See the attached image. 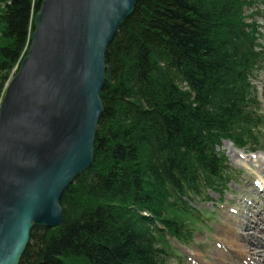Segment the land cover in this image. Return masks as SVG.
Masks as SVG:
<instances>
[{
	"label": "trees",
	"instance_id": "trees-1",
	"mask_svg": "<svg viewBox=\"0 0 264 264\" xmlns=\"http://www.w3.org/2000/svg\"><path fill=\"white\" fill-rule=\"evenodd\" d=\"M40 2L0 0V102ZM259 3L136 2L105 53L91 166L62 193L61 223L32 227L19 264H172L170 240L194 239L193 199L231 181L221 142L261 148L263 33L259 10L244 15Z\"/></svg>",
	"mask_w": 264,
	"mask_h": 264
},
{
	"label": "water",
	"instance_id": "water-1",
	"mask_svg": "<svg viewBox=\"0 0 264 264\" xmlns=\"http://www.w3.org/2000/svg\"><path fill=\"white\" fill-rule=\"evenodd\" d=\"M137 1L41 0L0 102V264H19L33 226L61 223L62 193L91 166L105 53Z\"/></svg>",
	"mask_w": 264,
	"mask_h": 264
},
{
	"label": "rangeland",
	"instance_id": "rangeland-1",
	"mask_svg": "<svg viewBox=\"0 0 264 264\" xmlns=\"http://www.w3.org/2000/svg\"><path fill=\"white\" fill-rule=\"evenodd\" d=\"M260 9L264 13V7ZM259 23H263V20H259ZM262 32L264 41V31ZM253 85L257 90L258 106L264 115V70L258 72V78ZM262 133L261 150L254 152L238 148L228 140L221 142L217 149L222 151L228 160L231 181L226 186V190L218 193L210 191L208 193L210 201L202 202L200 199H193L191 203L199 210L197 221L193 222L194 239L184 245L170 240L172 244L170 250L175 252V255L170 258L172 264H213L214 254L227 253L224 247L226 245L219 242L218 236L221 228L231 229L229 226L231 222L238 227H234L233 230L240 238L243 237V243L246 242L247 237L253 236V239H259L261 234L259 230L264 225V222L259 219V216L264 218V198L261 197L264 194V181L260 183L258 178L262 173L261 168L264 167V126ZM237 150H241L242 156H236ZM250 174L254 176L256 183L261 184L262 190L259 186H254L256 189L253 190V184L249 183ZM245 197L248 200L255 199L256 206L250 204L251 201L242 203L240 199ZM245 209L249 211L245 212ZM245 224H249L247 229ZM249 248L255 250L254 247ZM261 249L264 250V247L261 246ZM177 255L180 257L178 258ZM251 262L254 263L253 260Z\"/></svg>",
	"mask_w": 264,
	"mask_h": 264
},
{
	"label": "bare ground",
	"instance_id": "bare-ground-1",
	"mask_svg": "<svg viewBox=\"0 0 264 264\" xmlns=\"http://www.w3.org/2000/svg\"><path fill=\"white\" fill-rule=\"evenodd\" d=\"M235 154L238 157L242 156L241 150H237ZM261 169V176L258 177L260 179V183L261 181H264V177H262L264 176V167H262ZM249 178V183L251 185L253 184L252 188L255 191L256 188H254V186L256 187L257 185H255L256 183L254 180V176L250 174ZM261 197L264 198V194ZM240 200H242V203L251 201L250 204H253L254 206H256L257 204V201L255 199L248 200L245 197L241 198ZM248 211L249 209H245V212ZM259 219L264 222L263 217L259 216ZM228 222H230V220H228ZM229 226L231 227V229H228L227 227L221 228L220 234L218 236L219 242L226 245L224 247L227 253L214 254L213 264H264V250L261 249V246L264 247V225L259 230L261 232L259 239H253V236L250 238L247 237L245 243H243V237L240 238L235 230H233L234 227H237L236 224L234 222H231L229 223ZM248 227L249 224H245V229H247ZM249 247H254L255 250ZM251 260H253L254 263L251 262Z\"/></svg>",
	"mask_w": 264,
	"mask_h": 264
}]
</instances>
